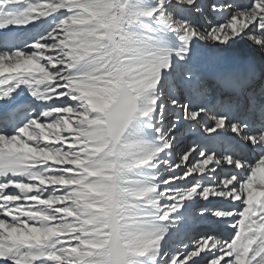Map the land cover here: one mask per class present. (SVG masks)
I'll return each mask as SVG.
<instances>
[{
    "label": "snow or ice",
    "instance_id": "obj_1",
    "mask_svg": "<svg viewBox=\"0 0 264 264\" xmlns=\"http://www.w3.org/2000/svg\"><path fill=\"white\" fill-rule=\"evenodd\" d=\"M0 264H264V0H0Z\"/></svg>",
    "mask_w": 264,
    "mask_h": 264
},
{
    "label": "bare ground",
    "instance_id": "obj_2",
    "mask_svg": "<svg viewBox=\"0 0 264 264\" xmlns=\"http://www.w3.org/2000/svg\"><path fill=\"white\" fill-rule=\"evenodd\" d=\"M230 61L225 62L224 67L227 68H238L241 65V59L239 57H230Z\"/></svg>",
    "mask_w": 264,
    "mask_h": 264
},
{
    "label": "rangeland",
    "instance_id": "obj_3",
    "mask_svg": "<svg viewBox=\"0 0 264 264\" xmlns=\"http://www.w3.org/2000/svg\"><path fill=\"white\" fill-rule=\"evenodd\" d=\"M227 61H230V60L228 59ZM227 61H226V62H227Z\"/></svg>",
    "mask_w": 264,
    "mask_h": 264
}]
</instances>
